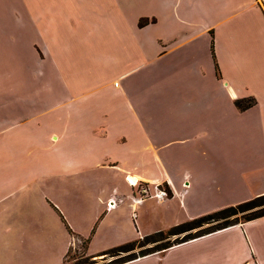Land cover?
<instances>
[{
	"label": "crops",
	"instance_id": "1",
	"mask_svg": "<svg viewBox=\"0 0 264 264\" xmlns=\"http://www.w3.org/2000/svg\"><path fill=\"white\" fill-rule=\"evenodd\" d=\"M16 1L21 11L0 14L11 36L0 61L9 49L22 73L0 79V264H63L88 232L65 213L70 200L90 199L91 225L101 202L120 199L85 244L95 256L133 241L132 225L140 239L264 193V0ZM26 35L39 46L27 100L53 116L49 153L31 159L27 182H60L40 207L17 198L25 160L5 135L22 121L4 108L17 118L26 101ZM240 97L254 103L237 109ZM126 176L169 196L137 201ZM118 264H264V215Z\"/></svg>",
	"mask_w": 264,
	"mask_h": 264
},
{
	"label": "rangeland",
	"instance_id": "2",
	"mask_svg": "<svg viewBox=\"0 0 264 264\" xmlns=\"http://www.w3.org/2000/svg\"><path fill=\"white\" fill-rule=\"evenodd\" d=\"M13 1V3L11 2ZM8 7L9 11L11 12V9H14V12L16 11H21L20 6L17 4L16 0H0V14L7 12L6 8ZM9 24L8 29L11 30L12 25H13V21L8 20L7 21ZM4 24V22H2ZM2 29V26L0 24V30ZM11 32V31H10ZM16 34V33H14ZM1 36V35H0ZM11 37V36H10ZM10 37H5V36H1L0 37V43H4L5 45V39H10ZM14 40H20V36H13ZM16 42H14L15 45ZM34 44H35V48L36 46H38V42H34L32 40V38H30L29 36L26 35V37L24 38V56H25V67L23 68V76L26 79V85H25V93H26V101L24 103L23 109L21 111V113H19V116L17 118L12 117L13 113L11 111V107L4 108L5 112V117L4 119L10 120L12 121V119H14L15 121H19L22 120L20 122V124L18 126H16L13 129H10L9 131H7V133H5V135L11 137L14 141V145L19 146V156H21L22 162H24L25 160V166H24V171H25V175L23 177L24 182H26V186H24V188L22 190L19 191V194L17 196V198H19V200L25 205V206H38L40 207L41 205L43 206H47L46 205V197H51V198H56V195L54 192H57L58 189H55V187H52L50 185H55V184H60V182L56 181V180H52L50 178V176H43L42 178H40L39 180H34L33 183H29L27 182V172L29 170V163L31 161V159L34 158H44L48 155V151H49V137L48 135L50 134V130H49V126L51 125L50 120L53 118L52 116V112L51 111H46V112H42L38 115H35L37 112H39L40 108H37L38 106H31L30 103L28 102L27 98H30L32 92L31 87H32V80L34 77H36V71H38L37 69H35V62L33 60L34 55L36 56V54H34ZM0 51H3L4 46L0 45ZM13 52H11L9 49L7 51L4 50V52L2 53V55L5 57V59L1 62L0 61V79L1 76L3 78H5L6 76H8L9 78H15L18 75V70H19V74L21 73V69H19V66H17V61L14 59H11ZM18 69V70H17ZM22 75V73H21ZM1 82V80H0ZM114 84L116 85L117 83L114 82ZM9 87H11V85H9ZM32 97V96H31ZM35 99H37V97H34ZM243 98H247V97H240L239 99H243ZM236 100V99H235ZM234 100V101H235ZM75 103V102H74ZM90 103H94V102H90ZM234 106L236 107L235 103ZM237 109H239L238 107H236ZM4 111H2L0 109V116H4L3 114ZM34 115V116H32ZM1 137V135H0ZM23 137H24V142H23ZM35 138V142H32V139ZM248 140H251V134H248L247 136ZM232 140L235 142L237 140H239V133L235 130H233L232 132ZM0 154H1V147H0ZM18 156V155H15ZM97 171H101L102 170H93V171H89L90 172H97ZM104 172V170H103ZM106 173H108L109 171L105 170ZM126 181V180H125ZM142 184H138L135 185L136 191L139 189V187ZM146 185V184H144ZM156 186V185H154ZM157 188H161L164 190L165 192V196L158 198V199H164L167 198L168 192L165 190V188L163 186H157ZM138 192V191H137ZM154 191H150L149 193H153ZM46 195V196H44ZM146 198H148L146 196ZM154 198V197H153ZM71 199V198H68ZM143 198H141L142 200ZM156 199V198H155ZM12 198H8L6 202L11 201ZM57 200L61 203V199L59 197H57ZM113 201V206L112 207H108L109 206V202ZM72 203V205H68L66 203V207L64 206L63 209H65V213L68 215V218L73 219L77 221H79L78 227H80V229H83V231H88L87 235L85 236V238L89 241L90 239V234H93L95 232L96 226L101 222V213L103 212L104 209H110L112 210L116 204V202H118L119 200L116 197H111V199H108L107 202H101V211L99 212V214H97V217L95 218L96 220V224H91L90 225V215H91V209L89 207H87V205H90V199H87V202L85 204V206H82L83 208L81 209L80 207L78 208L79 203L77 202V200H70ZM65 202H66V198H65ZM152 205V202H150ZM149 203V204H150ZM95 204V203H93ZM97 204V203H96ZM175 204L173 202L166 204V206L171 209L173 208ZM49 206V205H48ZM103 207V209H102ZM151 208L156 209L155 205H152ZM84 209L86 210V215L88 218V221L86 220V218L81 219L80 218V211L84 212ZM134 215L135 213H138V210L134 209ZM154 211V210H153ZM84 214V213H83ZM84 216V215H83ZM181 217V216H180ZM66 219V218H65ZM180 222L177 223H182L183 221L179 220ZM186 221V220H184ZM158 223L157 220H155L154 218L150 219V223ZM214 223V222H210V223H205L197 228H193L188 230L187 232H191L194 233V231H196L197 229L200 228H205L207 227V225ZM171 224V223H170ZM170 224H156V225H162L161 227H163V229L167 228L168 225ZM132 229H129L130 231V235L131 238L130 240H135L138 238L137 234H136V228L134 225L131 226ZM151 233V232H148ZM147 233V234H148ZM185 232H181L178 234H174L171 235L165 239H162L161 241H165L168 240L170 243L173 242L174 238H180ZM76 241H78V243H76V245H72V247L70 248V250L68 251L67 257L64 261L63 264H110L112 263L111 260L115 259L116 257L120 256V255H124L126 253H134L135 255L138 253V250L148 247L151 244L150 243H146L142 246L139 247H134L132 250H129L128 252H122L120 254H116V255H106V254H102V252L98 255L95 256H89L86 254L85 252V243H82V240L77 239V237L75 236ZM124 243V242H123ZM122 244V243H120ZM118 244H111V246L109 247H113L116 245H120ZM101 245V244H100ZM107 246V248H109Z\"/></svg>",
	"mask_w": 264,
	"mask_h": 264
},
{
	"label": "trees",
	"instance_id": "3",
	"mask_svg": "<svg viewBox=\"0 0 264 264\" xmlns=\"http://www.w3.org/2000/svg\"><path fill=\"white\" fill-rule=\"evenodd\" d=\"M145 21L146 19H139L138 24L142 25L143 23H145ZM234 103L239 109H245L252 105L254 103V100L252 97H247L243 99H236ZM262 215H264V193L255 195L241 202L227 205L211 212H207L205 214L190 218L182 223L172 225L165 230H159L145 235L140 239L113 246L103 251L102 254L116 255L122 252H128L134 247H139L146 243L151 244L148 247L138 250V253L136 255L132 252H129L111 260L112 263L110 264H118L133 259L137 256L145 255L159 249H164L170 246L172 243H178L199 235L215 231L217 229L233 225L237 222L251 220ZM210 222L214 223L207 225V227L205 228L197 229L196 231H194V233L187 232L190 229L197 228L205 223ZM181 232L185 233L179 239L177 237L174 238L172 243H170L168 240L161 241L162 239ZM87 241L88 240L85 239L84 241H82V243L86 244Z\"/></svg>",
	"mask_w": 264,
	"mask_h": 264
},
{
	"label": "built area",
	"instance_id": "4",
	"mask_svg": "<svg viewBox=\"0 0 264 264\" xmlns=\"http://www.w3.org/2000/svg\"><path fill=\"white\" fill-rule=\"evenodd\" d=\"M125 180H126V182H127L129 185H131V186H135V185H137V180H136L134 183H132V182L128 179L127 176L125 177ZM137 191H138V193H139V197L136 199L137 201H138V200H141V198H146V196H147V197H154V198H156V199L165 196V192H164V190L161 189V188H157V186H153V191H154V192H153L152 194L149 193V187H148L147 185H144V184L141 185ZM110 199H111V198H110ZM118 200L120 201V199H118ZM113 204H114V203H113V201L111 200V201L109 202V206H108V207H112Z\"/></svg>",
	"mask_w": 264,
	"mask_h": 264
},
{
	"label": "bare ground",
	"instance_id": "5",
	"mask_svg": "<svg viewBox=\"0 0 264 264\" xmlns=\"http://www.w3.org/2000/svg\"><path fill=\"white\" fill-rule=\"evenodd\" d=\"M128 179L132 182V183H134L137 179H136V177H128Z\"/></svg>",
	"mask_w": 264,
	"mask_h": 264
}]
</instances>
